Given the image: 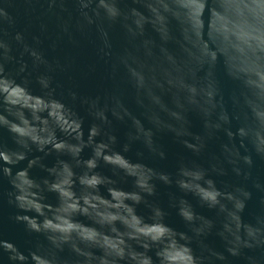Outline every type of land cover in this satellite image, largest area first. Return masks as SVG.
Segmentation results:
<instances>
[{"label": "water", "instance_id": "water-1", "mask_svg": "<svg viewBox=\"0 0 264 264\" xmlns=\"http://www.w3.org/2000/svg\"><path fill=\"white\" fill-rule=\"evenodd\" d=\"M0 264H264V0H0Z\"/></svg>", "mask_w": 264, "mask_h": 264}]
</instances>
